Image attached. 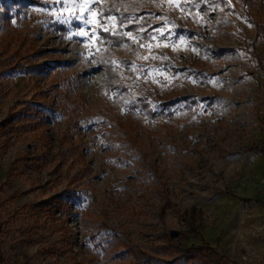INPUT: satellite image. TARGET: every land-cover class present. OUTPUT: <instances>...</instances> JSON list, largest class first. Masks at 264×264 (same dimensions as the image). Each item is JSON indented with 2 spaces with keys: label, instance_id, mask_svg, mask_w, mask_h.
<instances>
[{
  "label": "rangeland",
  "instance_id": "374dc122",
  "mask_svg": "<svg viewBox=\"0 0 264 264\" xmlns=\"http://www.w3.org/2000/svg\"><path fill=\"white\" fill-rule=\"evenodd\" d=\"M35 1L0 0L42 67L0 75V264H264V0Z\"/></svg>",
  "mask_w": 264,
  "mask_h": 264
},
{
  "label": "trees",
  "instance_id": "16d2710c",
  "mask_svg": "<svg viewBox=\"0 0 264 264\" xmlns=\"http://www.w3.org/2000/svg\"><path fill=\"white\" fill-rule=\"evenodd\" d=\"M31 2H37L35 0H4V5L7 9H10L11 5H19V8L21 7H26L27 3ZM159 0H117L115 1L114 5L109 7L108 5L105 6V10L107 13H109V10L113 11H121L122 9H129V12L123 11L121 13L122 20L129 21L131 20V15L134 14L135 17L131 20L132 24L130 25L132 29H136L140 27L139 19L140 16L147 15L148 12H150L149 6L153 7L157 6V3ZM21 9L18 10L20 12ZM8 16V15H7ZM108 32L103 33V35L108 37ZM114 36H111L110 38L112 39ZM115 44H120L119 42L121 41H128L127 38L124 36H116ZM112 53H115L114 51H111ZM20 70V71H29V72H41L42 67H28L26 66V63H23L19 65L18 63L15 66H11L9 64V60L7 61H0V75H4L6 71L8 70ZM107 70H111L110 67H108ZM113 71L110 72V77H111V84H113V81L116 82L114 85L120 84L119 82V76L116 74L112 73ZM142 108L145 112L150 113V115H154L153 112H151V109L149 108V104H146L145 102L142 104ZM263 153H264V148H263ZM72 199H76V195H72ZM199 249V248H196ZM103 257H106L108 261H120V262H125L127 258L131 254H134V250L125 244V242L119 237V236H113L112 238L108 239L105 244H103ZM193 257H196L193 256ZM148 261L146 262H141L137 261V259H130L128 263L126 264H147Z\"/></svg>",
  "mask_w": 264,
  "mask_h": 264
},
{
  "label": "snow or ice",
  "instance_id": "6c2138e0",
  "mask_svg": "<svg viewBox=\"0 0 264 264\" xmlns=\"http://www.w3.org/2000/svg\"><path fill=\"white\" fill-rule=\"evenodd\" d=\"M107 30V29H106Z\"/></svg>",
  "mask_w": 264,
  "mask_h": 264
}]
</instances>
